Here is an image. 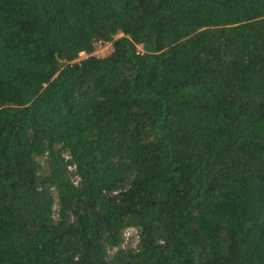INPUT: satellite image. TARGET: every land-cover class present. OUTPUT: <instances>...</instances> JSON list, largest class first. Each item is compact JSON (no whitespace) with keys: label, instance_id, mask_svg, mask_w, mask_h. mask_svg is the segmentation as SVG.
<instances>
[{"label":"trees","instance_id":"trees-1","mask_svg":"<svg viewBox=\"0 0 264 264\" xmlns=\"http://www.w3.org/2000/svg\"><path fill=\"white\" fill-rule=\"evenodd\" d=\"M0 264H264V0H0Z\"/></svg>","mask_w":264,"mask_h":264},{"label":"rangeland","instance_id":"rangeland-1","mask_svg":"<svg viewBox=\"0 0 264 264\" xmlns=\"http://www.w3.org/2000/svg\"><path fill=\"white\" fill-rule=\"evenodd\" d=\"M93 50L92 52H90V54H96L98 56H104L106 54H108L111 50H112V44L108 43V44H98L93 46ZM87 53L85 52H81L78 54L76 60L86 56ZM73 165L70 169H73ZM53 215L55 217H57L58 215V210H57V205H54L53 207ZM124 236L125 238L131 242V245L136 243L137 240V231L134 227H128L126 228V231L124 232Z\"/></svg>","mask_w":264,"mask_h":264},{"label":"built area","instance_id":"built-area-1","mask_svg":"<svg viewBox=\"0 0 264 264\" xmlns=\"http://www.w3.org/2000/svg\"><path fill=\"white\" fill-rule=\"evenodd\" d=\"M108 43L112 44L110 40H97V41L94 42V46H95V45H98V44H108ZM81 52H84V51H81ZM81 52H80V53H81ZM71 167H72V166H69V168H71ZM73 167H74V166H73Z\"/></svg>","mask_w":264,"mask_h":264}]
</instances>
